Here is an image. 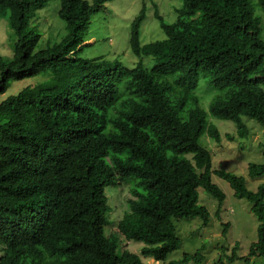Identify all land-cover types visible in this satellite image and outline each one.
Listing matches in <instances>:
<instances>
[{
    "label": "trees",
    "instance_id": "1",
    "mask_svg": "<svg viewBox=\"0 0 264 264\" xmlns=\"http://www.w3.org/2000/svg\"><path fill=\"white\" fill-rule=\"evenodd\" d=\"M50 1L0 0V18L16 40L13 56H0V95L12 82L50 74L0 102V264L164 262L182 246L175 220L210 222L199 188L222 208L226 195L213 174L258 218L245 262L264 258V184L253 192L244 177L213 170L200 144L205 132L222 139L210 117L236 123L242 138L250 132L243 117L264 129V0H184L174 24L159 18L166 39L148 45L140 40L142 12L130 37L140 60L133 68L81 57L92 16L111 0H60L68 35L38 50L31 24ZM145 57L158 62L148 69ZM201 75L223 92L209 111L198 93ZM249 176L264 177V164H250ZM122 184H132L133 199L118 233L143 243L140 254L104 235L105 189ZM204 260L200 250L172 264Z\"/></svg>",
    "mask_w": 264,
    "mask_h": 264
},
{
    "label": "rangeland",
    "instance_id": "2",
    "mask_svg": "<svg viewBox=\"0 0 264 264\" xmlns=\"http://www.w3.org/2000/svg\"><path fill=\"white\" fill-rule=\"evenodd\" d=\"M34 1V0H30ZM91 1V0H89ZM184 0H111L106 8L95 13L91 18L90 33L87 36L88 46L81 53L84 59L106 57L117 60L128 68H133L140 61L130 49L132 25L142 12L145 18L141 23L140 40L142 45L166 39V34L159 18L165 24H174L178 20V11L183 9ZM60 0H51L48 5L37 13L31 24V30L39 38L37 49H45L48 45L61 42L67 35L66 23L60 18ZM15 39L8 26L7 19L0 18V56L11 58ZM155 57H145L144 65L152 69L157 64ZM50 74H40L21 82H12L8 91L0 95V102L9 96L16 95L21 89L35 86L48 80ZM201 106L209 111L214 98L223 92L213 88L206 77L201 75L198 85ZM210 123L215 125L222 137L216 142L206 132L202 134L200 144L211 152L213 156V170H224L242 176L250 191L256 192L264 184V177L249 176L250 164H264L262 145L264 144V129L254 120L243 117V122L249 127L247 138H242L237 132V125L210 117ZM212 181L226 195L222 208L203 188H199V203L207 207L211 219L207 227H202L200 218H184L175 220L178 236L182 241L179 250L173 252L164 262H158L152 257H142L145 264H172L203 251L205 260L201 264H247L251 245L258 241V218L253 212V205L247 199H239L229 183L213 174ZM132 184H122L119 187H107L105 193L109 198L111 211L109 225L105 229V237L115 235L121 241V248L140 254L143 243L127 242L118 233V224L129 211V201ZM227 231L225 233L226 227ZM118 243V241L116 240ZM0 246V255H1ZM236 253L238 259L231 262L229 257ZM186 264H196L194 262ZM249 264H264L263 257L250 258Z\"/></svg>",
    "mask_w": 264,
    "mask_h": 264
}]
</instances>
